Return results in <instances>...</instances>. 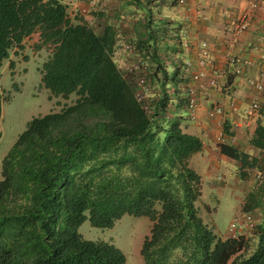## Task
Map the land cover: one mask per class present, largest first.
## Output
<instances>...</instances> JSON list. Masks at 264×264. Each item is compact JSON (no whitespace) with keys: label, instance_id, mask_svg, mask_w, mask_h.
<instances>
[{"label":"trees","instance_id":"obj_1","mask_svg":"<svg viewBox=\"0 0 264 264\" xmlns=\"http://www.w3.org/2000/svg\"><path fill=\"white\" fill-rule=\"evenodd\" d=\"M33 32L36 49L50 48L39 69L41 85L50 96L76 98L31 117L0 161V264H126L112 243L77 231L86 218L93 227L109 228L124 214L149 221L139 249L143 264H264L262 224L250 237H221L200 217L201 179L189 160L202 142L170 115L171 99L184 103L181 64L172 61L167 71L147 44L149 34L133 45L153 62L148 91L157 89L147 95L146 113L112 59V32L98 35L69 18L59 0H0V61ZM3 100L0 93V113ZM259 109L264 112V102ZM223 132L231 133L228 126ZM248 142L264 148L262 124ZM219 152L241 177L246 168L262 175L239 208L261 209L264 167L258 158L227 145Z\"/></svg>","mask_w":264,"mask_h":264},{"label":"crops","instance_id":"obj_2","mask_svg":"<svg viewBox=\"0 0 264 264\" xmlns=\"http://www.w3.org/2000/svg\"><path fill=\"white\" fill-rule=\"evenodd\" d=\"M59 1L66 6L69 18H79L98 35H102L106 29L113 33L112 59L125 77L127 64L136 61L144 63L143 60L147 59L150 63L144 64L151 69L153 62L144 49L135 47L131 51H124L121 47L124 43L142 45L149 34L153 39L147 44L154 46L156 56L170 72L172 61L182 64L184 60H189L193 70L199 69L196 49L200 41H208L210 63L203 68V75L191 82L198 103L197 121L188 119L184 104L176 106L175 99H171L170 115L176 117L182 130L197 135L202 142L201 150L193 154L189 162L205 169L206 174L211 171L216 174L220 165L215 158L229 161L215 143V135L223 131L227 123L234 125L231 133L237 132L241 139L238 140L240 150L251 147L247 148L249 142L242 147V135L248 128L249 139L256 123L264 126V112L244 117L242 111L252 100L264 102V80L260 92L247 86L244 80L256 78L259 72H264V64L260 60V56L264 55V0H184L183 4H177L176 0ZM76 3L85 5L87 14L74 16L72 8ZM242 12L247 14L248 27L239 36L233 37V23ZM35 40L38 42V38ZM147 50L150 53L151 50ZM228 54L235 58V63L227 62ZM212 78L217 82L215 86L208 83ZM188 81L186 78L182 86ZM156 89V86L150 87L147 95L155 94ZM179 93H175L176 96ZM215 103L222 106L223 114L207 118L206 110ZM253 212L259 214V218L256 217L258 223L264 226V214L260 216L258 209ZM241 234L252 236L251 232L243 231Z\"/></svg>","mask_w":264,"mask_h":264},{"label":"rangeland","instance_id":"obj_3","mask_svg":"<svg viewBox=\"0 0 264 264\" xmlns=\"http://www.w3.org/2000/svg\"><path fill=\"white\" fill-rule=\"evenodd\" d=\"M35 38H38L37 32H33L29 37L23 39L22 48H11L8 51V56L0 61V93L4 98L0 113V161L17 135L24 130L31 117L49 111H58L64 104H71L76 98L74 93H70L67 98L50 96L41 85L39 69L48 56L50 48L44 46L36 49L37 40ZM143 62L150 63L147 62V59ZM257 102L260 108L262 102L259 99ZM259 112L260 109L256 114ZM226 126H228V131L233 132L234 125L227 123ZM248 132V128L244 130L242 147L248 143ZM236 133L234 134L236 136L234 147L240 150L238 140L241 139ZM243 151L251 157L258 158V166L263 170L262 149L250 147ZM228 160L225 162L215 158V162L220 165L216 174H213L212 171L206 174L205 169L190 164L201 179V196L198 204L200 217L219 236H227L226 228L233 217L241 211L239 208L243 196L262 177V175L259 177L256 169L250 168H246L245 176L241 177L235 162ZM256 217L259 218V214H254L257 224ZM148 229L149 221L144 216L124 214L109 228L93 227L86 218L78 226L77 231L84 239L112 243L124 254L126 264H143L139 249ZM248 241L251 243L250 240Z\"/></svg>","mask_w":264,"mask_h":264},{"label":"built area","instance_id":"obj_4","mask_svg":"<svg viewBox=\"0 0 264 264\" xmlns=\"http://www.w3.org/2000/svg\"><path fill=\"white\" fill-rule=\"evenodd\" d=\"M78 1V0H77ZM82 0H79L81 2ZM177 4H183L184 0H176ZM87 7L83 4L76 3L72 8L74 16H83L87 14ZM248 17L245 12L238 15L237 20L233 23L232 32L233 37L239 36L246 31L248 27ZM124 51H131L133 45L131 43L122 44ZM186 48V47H185ZM210 44L206 40L200 41L196 49V64L199 67L197 70H193L191 62L184 60L180 65V72L183 76L189 79V81L183 85V96H184V107L188 119L191 121H197L198 103L195 96V88L191 82L198 80L203 75V68L209 65L211 60ZM227 62L229 64L235 63V58L232 55H227ZM262 64H264V55L260 56ZM149 69L146 64L141 61L129 63L124 68V74L128 81L133 85L135 92L134 96L137 102L140 103L142 109L146 113L151 112V106H149L147 99V90L150 79ZM264 80V72H259L256 78H245L247 86L251 87L254 91L260 92L262 90V82ZM208 83L212 86L216 85L214 78L210 79ZM259 109V103L256 100H252L242 111L244 117L251 116L256 113ZM223 114V108L220 104L215 103L206 110L207 118H213L221 116ZM236 142V136L233 133H225L219 131L215 135V143L220 145L234 146ZM262 159L264 161V148L262 149ZM258 174V173H257ZM258 176V175H257ZM264 214V206L258 209ZM260 212V216L263 215ZM254 212L240 211L236 216L229 222L226 228V234L228 236L240 235L243 231H252L255 228ZM243 235V234H242Z\"/></svg>","mask_w":264,"mask_h":264},{"label":"clouds","instance_id":"obj_5","mask_svg":"<svg viewBox=\"0 0 264 264\" xmlns=\"http://www.w3.org/2000/svg\"><path fill=\"white\" fill-rule=\"evenodd\" d=\"M228 236V235H227Z\"/></svg>","mask_w":264,"mask_h":264}]
</instances>
